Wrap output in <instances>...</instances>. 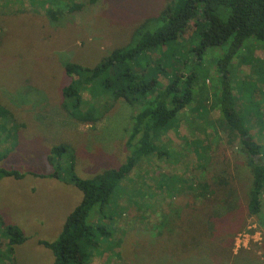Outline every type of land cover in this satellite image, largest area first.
I'll return each instance as SVG.
<instances>
[{"label":"rangeland","instance_id":"obj_1","mask_svg":"<svg viewBox=\"0 0 264 264\" xmlns=\"http://www.w3.org/2000/svg\"><path fill=\"white\" fill-rule=\"evenodd\" d=\"M171 1L98 0L74 12H66L62 6L64 11L53 20L46 14L47 0H0V104L11 112L18 125L13 138L6 136L0 143V149L5 150L0 167L27 172L20 179L0 178V217L18 225L26 237L14 247L13 257L2 256L0 264H53L51 250L39 241L57 238L66 216L82 197L81 191L68 182L31 174L54 170L48 158L53 146L68 147L60 157L63 171L73 158L74 171L82 178L118 166L128 153L126 138L135 105L118 99L94 122L74 119L61 102V89L70 80L65 63L95 65L113 49L128 45L135 29L147 18L157 16ZM192 32L191 26L183 32L176 51L182 59L190 58L188 62L201 60L196 103L213 102L217 94L204 80L206 74L211 75L216 67L227 69L236 107L250 119V133L261 143L263 152L264 44L248 43L246 47L245 41L229 55L228 40L218 47L198 51L196 59V53L190 54ZM147 54L154 61L151 65H155L158 53ZM139 65L143 67L142 63ZM152 66L148 65V69ZM165 71L168 76L178 72L170 65ZM157 74L159 80L166 82V76ZM82 100V106L94 103L87 92H82ZM198 113H202L201 118ZM171 124L168 130H161L158 139L162 154L140 160L114 189L107 212L115 215L111 240L117 245L108 250L110 237L99 241L102 246L98 250L102 252L94 256L91 264H127L125 260L131 262L133 258L131 264H208V260L198 258V241L188 250L186 240L188 244L192 232L187 224L182 231L151 232L141 239L134 227L142 221H146V226L157 223L159 213L168 215L171 211L172 201L176 205L184 201L169 199L159 178L177 175L195 184L208 180L212 168L205 171L202 163L210 155L224 169L229 210L222 204L214 207V216L207 225L211 239L203 253L211 264H264V229L246 208L251 172L241 145L236 141L229 143L218 107L206 105L196 112L188 107L178 112ZM203 145L206 152L200 159L198 148ZM213 168H217L216 163ZM233 219L234 224L245 226L231 237L228 232L234 224L228 221ZM215 227L225 228L221 238ZM1 241L2 252L6 241ZM137 245L140 253L134 257L132 250Z\"/></svg>","mask_w":264,"mask_h":264},{"label":"trees","instance_id":"obj_2","mask_svg":"<svg viewBox=\"0 0 264 264\" xmlns=\"http://www.w3.org/2000/svg\"><path fill=\"white\" fill-rule=\"evenodd\" d=\"M97 1L84 0L80 3L74 0H47L49 6L46 14L56 20L64 11L62 6L66 12H74ZM190 26L194 38L190 54L196 53V59L198 51L204 52L207 48L218 47L228 40L231 45L229 55L245 44V41H248L246 47L252 43L264 44V0H172L157 16L147 18L135 29L128 45L113 49L95 65L87 67L74 62L65 63V72L70 80L61 89V102L74 119L94 122L118 99L135 105L136 110L126 138L128 153L118 166L90 178L79 177L74 171L73 158L69 160V167H64L66 169L63 171L60 157L67 152L68 147L58 144L50 149L48 155L54 170L48 174L31 173L34 176L68 182L82 194L80 202L66 216L57 238L52 241H39L51 250L53 264H91L94 256L102 252L98 250L102 246L99 241L103 242L110 237L108 250L117 245L111 240L115 215L107 212L114 189L119 182L125 180L140 160L162 154V144L158 140L163 133L161 130L166 127L168 130L178 112L188 107L195 112L206 105L218 107L222 129L226 132L229 143L236 141L241 145L240 150L251 172L247 213L255 217L264 229V151L262 152L261 143L250 133V119L246 114L243 117L236 107V97L232 92L227 69L221 71L216 67L211 75L210 72L206 74L204 80L209 82L210 89L217 94L214 95L213 102L207 100L205 103H196L198 62L201 60L188 62L190 58L182 59L176 51L180 46L178 39ZM148 51L158 53L153 66L151 63L154 61L148 57ZM148 65L152 67L148 69ZM169 65L177 68L178 72L173 76H168L165 71ZM158 72L166 76V82L158 79ZM82 92L90 94L94 103L82 106ZM201 117L202 113H198V118ZM17 126L11 112L0 104V143L6 140V136L13 138ZM4 151L0 149V159L4 157ZM203 151L206 152L205 145L198 148L200 159L204 157ZM203 161L205 171L212 168L208 180H198L195 184L177 175L167 174L165 180L159 178L158 183L169 199L184 201L178 205L172 201L171 211L168 215L159 213L157 223L146 226V221H142L134 229L141 239L147 238L151 232L160 231L165 234L166 231H177L180 228L182 231V226L187 224L192 232L188 244L186 240L188 250L198 241V258L208 260V264H211L203 253V248L208 246L207 242L211 239H208L207 225L214 216V207L219 204L226 206L229 199L225 195L228 188L223 177L224 169L217 161L214 162L211 155ZM215 163L217 168H213ZM26 174L27 172L15 168L0 167V178L20 179ZM173 205L176 207L173 208ZM233 221L234 219L232 222L229 220L228 223L233 225ZM244 226L234 224L229 228V236H234ZM215 228L218 238L226 232L225 228ZM2 239L6 241V246L4 251H0V260L2 256L13 257L14 247L23 243L26 237L18 225L6 223L0 217V245ZM148 250H151L150 247ZM138 253L140 246L137 245L132 250V256L136 257ZM132 261L125 260L127 264Z\"/></svg>","mask_w":264,"mask_h":264}]
</instances>
